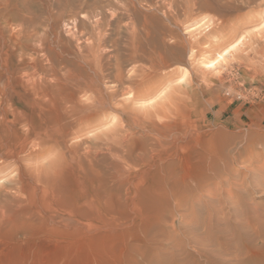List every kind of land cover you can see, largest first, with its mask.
Returning <instances> with one entry per match:
<instances>
[{
    "label": "bare ground",
    "instance_id": "obj_1",
    "mask_svg": "<svg viewBox=\"0 0 264 264\" xmlns=\"http://www.w3.org/2000/svg\"><path fill=\"white\" fill-rule=\"evenodd\" d=\"M223 1L164 2L166 20L148 15L142 32L135 29L121 47L112 45L114 54L106 45L104 18L87 13L83 16L92 26L87 29L81 22L84 46L70 61L61 60L55 44L58 28L69 26L63 12L70 10L72 0H0V236L7 244L13 246V229L68 243H103L118 230V239L129 235L140 241L141 231L149 232L177 196L176 188L206 181L210 157L218 156V150L204 135L207 126L192 120L201 111L198 89L193 82L183 87L172 81L181 71L174 65L186 55L205 53L203 45L218 30L202 31L196 8L220 12ZM182 27L183 33L178 30ZM215 54L202 66L213 68L221 80V61L229 53ZM108 120L114 121L111 128L89 137L84 153L88 165H81L76 188L63 191L70 130L86 136ZM126 205L133 216L123 213ZM119 210L126 223L115 219ZM72 215L99 223L60 228ZM119 246L118 262L127 264L129 246Z\"/></svg>",
    "mask_w": 264,
    "mask_h": 264
},
{
    "label": "rangeland",
    "instance_id": "obj_2",
    "mask_svg": "<svg viewBox=\"0 0 264 264\" xmlns=\"http://www.w3.org/2000/svg\"><path fill=\"white\" fill-rule=\"evenodd\" d=\"M168 1L72 0L70 10L62 11L69 26L62 25L57 30L55 45L61 60L74 61L84 46L79 28L82 22L85 28L90 29L92 21L83 15L101 14L105 20L106 45L114 54V44L121 47L131 34L129 32H142L148 15L155 14L166 20L162 10L168 7L165 4ZM223 2L224 9L220 12L196 8L200 29L218 30L203 45L205 53L198 58L186 55L181 64L174 65L181 71L172 81L173 85L183 87L193 82L198 89L201 111L197 110L192 120L207 126L204 135L207 133L205 137L218 150V156L210 157L206 181L200 184L192 181L188 188H176L174 196H177L172 198L170 205L163 207L160 220L152 224L149 232L141 231L140 241L129 235L118 239V230L111 231L110 238L103 243L89 239L68 243L43 233L36 234L38 231L13 229V246L0 236L2 264L11 261L10 264H119L120 243L129 246L130 253H124L127 264L264 262L260 259L264 256V0ZM176 13L180 15L181 11L178 9ZM218 16L225 22L221 23ZM216 18L221 25L216 24ZM178 30L183 33L185 27ZM216 51L230 54L224 56L225 62L221 61V80L217 79L218 73L213 68L202 66L203 62L216 58ZM185 70H189L190 74H185ZM112 122L106 121L101 129L86 136L73 135L70 130L64 144L63 191L71 192L76 188V181L82 178L81 165H88L84 153L88 149L89 137L111 128ZM119 211L115 219L122 224L124 214L134 215L128 205L124 206V212ZM87 222L91 225L99 223L94 218L72 215L66 217L60 228L86 225Z\"/></svg>",
    "mask_w": 264,
    "mask_h": 264
}]
</instances>
